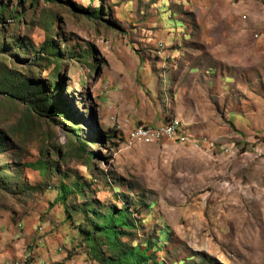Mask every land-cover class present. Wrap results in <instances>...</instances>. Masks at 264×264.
<instances>
[{
	"label": "rangeland",
	"instance_id": "obj_1",
	"mask_svg": "<svg viewBox=\"0 0 264 264\" xmlns=\"http://www.w3.org/2000/svg\"><path fill=\"white\" fill-rule=\"evenodd\" d=\"M0 83V264H264V0H0Z\"/></svg>",
	"mask_w": 264,
	"mask_h": 264
},
{
	"label": "trees",
	"instance_id": "obj_2",
	"mask_svg": "<svg viewBox=\"0 0 264 264\" xmlns=\"http://www.w3.org/2000/svg\"><path fill=\"white\" fill-rule=\"evenodd\" d=\"M49 51H51V55L54 58L58 57V51L52 47L49 46ZM24 87H27V83H23ZM1 85V83H0ZM5 91L9 94L13 93L14 91L17 93H20L23 89L22 87H19L12 84H6ZM23 87V88H24ZM30 88V87H29ZM48 95L43 94V92L40 90L39 86L33 87L32 91L28 93L27 97V106L31 111L39 110L40 106L42 108L46 107L53 109V105H50L48 100ZM43 104V105H39ZM33 106V107H32ZM3 144L2 138H0V147ZM89 157H92L93 154L89 153ZM40 167L43 169H46V165L44 162L40 163ZM129 219L127 218V210L124 207H121L119 209H116L114 211H109L106 213L103 217L102 223L100 225L99 234L103 237L101 241L94 237L89 236L88 239L90 241V250L94 253V251L97 250V245L101 243L102 245H105L111 252H116V255L113 259H109L107 261V264H138L142 263L144 264V258L145 253L143 250L139 249L138 246L128 247V248H120L119 244L122 243L119 239V235L123 233L124 228H127L129 226ZM99 248V247H98Z\"/></svg>",
	"mask_w": 264,
	"mask_h": 264
},
{
	"label": "built area",
	"instance_id": "obj_3",
	"mask_svg": "<svg viewBox=\"0 0 264 264\" xmlns=\"http://www.w3.org/2000/svg\"><path fill=\"white\" fill-rule=\"evenodd\" d=\"M177 129V125H169L165 131H156L154 129L130 130L127 134L129 141L143 140L148 141V138H159L161 136H172Z\"/></svg>",
	"mask_w": 264,
	"mask_h": 264
},
{
	"label": "crops",
	"instance_id": "obj_4",
	"mask_svg": "<svg viewBox=\"0 0 264 264\" xmlns=\"http://www.w3.org/2000/svg\"><path fill=\"white\" fill-rule=\"evenodd\" d=\"M193 1H200V0H193ZM210 0H201V2H204V3H207L209 2ZM5 224L4 228H2V225ZM13 225L11 226H7V230H6V220L2 219L0 221V246H3V245H7L9 251L8 252H5L3 254H0L2 256H14L15 255V252H17L16 250V246H17V242L13 241L12 240V235H11V232H13ZM5 233H7V236L4 237ZM10 244H13L12 246ZM18 253V252H17Z\"/></svg>",
	"mask_w": 264,
	"mask_h": 264
},
{
	"label": "bare ground",
	"instance_id": "obj_5",
	"mask_svg": "<svg viewBox=\"0 0 264 264\" xmlns=\"http://www.w3.org/2000/svg\"><path fill=\"white\" fill-rule=\"evenodd\" d=\"M169 125H177V121H176V120H171V121L169 120V122H167L165 125L160 126V127H158V128H151V127H149V126H137V127H135L134 130L154 129V130H156V131H165V130L168 129ZM149 139H153V138H148V140H149Z\"/></svg>",
	"mask_w": 264,
	"mask_h": 264
}]
</instances>
